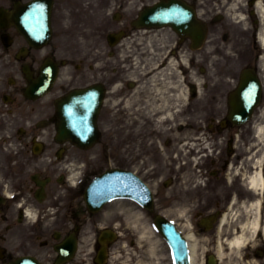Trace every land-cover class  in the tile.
<instances>
[{
	"label": "flooded vegetation",
	"instance_id": "1",
	"mask_svg": "<svg viewBox=\"0 0 264 264\" xmlns=\"http://www.w3.org/2000/svg\"><path fill=\"white\" fill-rule=\"evenodd\" d=\"M156 5L176 16L179 6L191 11L196 23L205 25L206 43L195 50L191 37L171 26L142 30L150 45L143 56L144 79L120 81L108 64L113 74L99 81L105 88L99 142L90 149L60 144L56 101L83 85L75 83L84 79L83 42L97 36L103 52L102 41L111 31L125 30L132 38L138 34L131 24L139 10ZM263 36L264 0H0V264H18L21 258L32 264H171L165 245L155 248L142 239L150 219L164 215L185 235L203 236L217 231L219 223L208 231L204 219L214 212L221 217L234 198L238 206L260 198L263 222L264 187L255 193L247 186L257 167L245 160L246 153L239 161L183 159V150L200 143L198 134H206L209 143L208 135L224 130L226 143L239 136L244 148L257 149V129L264 124ZM221 39L237 60L226 58L223 82L209 83L200 66L211 63L216 47L224 54L216 42ZM123 42L109 55L117 57ZM101 61L99 56L96 62ZM44 68L76 73L71 83L58 79L48 87L49 74L40 85ZM244 72L255 84L244 86L243 94L255 103L236 126L228 119L229 98ZM184 120L190 127L183 128ZM109 168L127 172L140 189L151 187L152 208L116 197L92 209L90 180ZM261 169L264 176V164ZM76 174L78 186L72 184ZM103 229L111 234L100 241ZM210 239L214 244L216 234ZM74 241L77 251L66 260L69 253L60 247Z\"/></svg>",
	"mask_w": 264,
	"mask_h": 264
},
{
	"label": "bare ground",
	"instance_id": "2",
	"mask_svg": "<svg viewBox=\"0 0 264 264\" xmlns=\"http://www.w3.org/2000/svg\"><path fill=\"white\" fill-rule=\"evenodd\" d=\"M198 18L192 17L190 19V21H188L186 27L187 29L189 28H194L196 25V20ZM200 22V21H199ZM202 23L200 22L199 25H201ZM201 26H205L204 24H202ZM207 28V27H206ZM206 36L207 35V30H200L198 34H196V38H197V44H194L195 47L200 46L201 45V39L202 36ZM206 38V37H205ZM263 40H264V36H263ZM196 50V49H195ZM173 58V56L171 57ZM132 62V66L135 69H140L139 66H137V61L136 58H132L131 60ZM262 69L264 70V58L262 59ZM252 72V71H251ZM248 74H250V72H248ZM254 75L257 76V74L254 73ZM258 80L260 81V78L258 77ZM179 83H182V80H178ZM264 87L260 90L263 91ZM240 91V89H238L237 87L233 90V92L231 93V98H235L238 94V92ZM57 125L58 126H62L63 124L60 121H57ZM65 126V125H64ZM186 127H190V125L188 123L185 124ZM260 129H263V127H261ZM178 134V132L175 133V136ZM189 135H194L193 132L190 131V133H188ZM261 136L264 137V133L260 134ZM203 139L202 136H200V141ZM199 139H196V141ZM195 145V143H194ZM264 158L261 157L259 158L258 162L263 161ZM249 184L251 185V187L256 190L262 187L263 184V179L261 176L260 172L254 173L249 180ZM234 202L238 203V199L234 198ZM250 204V205H249ZM260 202L258 200L256 201H252L251 203H245L244 206V210L243 213L244 215L247 217L246 220L244 222H241L239 231H233L232 234H230V237H227L225 240L220 241L217 246V250L218 253L220 255L222 259V262H224L225 264H258V262L251 257V252L250 250L253 249L254 246H256L258 244V240L257 237L258 236H264V221L262 222L261 220V212H260ZM236 213H229L227 215H225L224 217V223H229L231 220H234V215ZM230 218V219H229ZM195 242V257H194V264H198L197 262L200 263V261L197 260V252H196V246H197V242L196 240H194ZM198 254L199 250H198ZM225 258H227L225 261Z\"/></svg>",
	"mask_w": 264,
	"mask_h": 264
},
{
	"label": "rangeland",
	"instance_id": "3",
	"mask_svg": "<svg viewBox=\"0 0 264 264\" xmlns=\"http://www.w3.org/2000/svg\"><path fill=\"white\" fill-rule=\"evenodd\" d=\"M141 46H143V48H145L144 43ZM87 77L90 78L91 80L94 78L93 75H91L90 73L87 74Z\"/></svg>",
	"mask_w": 264,
	"mask_h": 264
},
{
	"label": "water",
	"instance_id": "4",
	"mask_svg": "<svg viewBox=\"0 0 264 264\" xmlns=\"http://www.w3.org/2000/svg\"><path fill=\"white\" fill-rule=\"evenodd\" d=\"M69 114L71 115V111L69 112ZM85 118H79L78 120H75V123H81Z\"/></svg>",
	"mask_w": 264,
	"mask_h": 264
}]
</instances>
